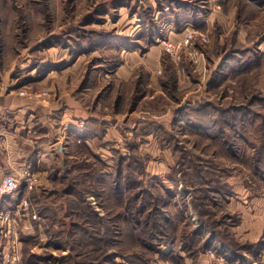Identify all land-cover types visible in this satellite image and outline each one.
<instances>
[{
	"label": "rangeland",
	"instance_id": "obj_1",
	"mask_svg": "<svg viewBox=\"0 0 264 264\" xmlns=\"http://www.w3.org/2000/svg\"><path fill=\"white\" fill-rule=\"evenodd\" d=\"M184 1L204 11L196 25L186 23L177 30L164 0H160L164 7L161 12L155 0H0V80L6 91L30 85V89L19 91L20 96L36 95L42 103L56 106L49 126L52 146L45 149L41 164L34 169L39 181L26 196V212L20 211L12 228L18 241V264H22L26 251L52 255L39 264H70L58 259L70 250L48 245L50 234L75 220L69 214V204L78 203V192L100 215H112L105 185H97L91 176L112 172L118 156L139 155L149 186L161 185L160 176L175 166L176 154L193 156L217 171L232 190L235 179L249 181L248 185L256 181L249 166L254 149L245 135L238 133L247 116L242 118L243 112L233 110L245 107L264 115V1ZM148 14H153L159 26L155 43L140 36L146 29L143 18ZM90 18L96 21L90 23ZM189 30L203 33L207 41L196 35L193 45L178 54L164 50L162 41L175 43ZM95 32L109 33L117 40L95 46ZM175 33L179 37L174 38ZM121 37L129 39L118 40ZM75 57L78 80L73 85L60 86L58 82L63 78L58 70L52 77L54 86L34 84L38 75ZM227 57L234 59L227 64ZM123 70L126 82L116 75L122 76ZM66 91L78 102V128L71 131L63 129V109H70L72 114L75 111L66 102ZM192 106L205 108L206 116L203 109L191 111ZM215 109L228 111L225 122H217ZM187 114L193 121L211 120L216 124L212 128L219 129L199 133L188 124ZM73 117H68V122ZM89 124L95 135L85 138L83 144L78 133ZM100 125L101 137L97 135L102 130ZM56 145L63 147L62 153ZM38 148L36 144V152ZM259 182L262 184L261 179ZM164 184L158 193L169 191L174 194L172 198L164 195L170 205L180 204L184 182L176 183L171 177ZM20 187L25 189V184ZM70 188L75 194L64 195ZM220 200L223 207L215 210L223 214L227 210ZM230 221L227 219L226 225ZM4 233L5 227H0V234ZM115 262L128 263L120 257Z\"/></svg>",
	"mask_w": 264,
	"mask_h": 264
},
{
	"label": "trees",
	"instance_id": "obj_2",
	"mask_svg": "<svg viewBox=\"0 0 264 264\" xmlns=\"http://www.w3.org/2000/svg\"><path fill=\"white\" fill-rule=\"evenodd\" d=\"M155 1L156 8L160 12L164 7L169 9L168 13L172 15V23L177 30L186 23L196 25L199 15L204 11L202 7L184 0H164L167 5L163 8L160 0ZM251 1L260 4L264 0ZM143 20L146 29L140 36L147 37L148 43H155L160 35L157 20L154 19L153 14H148ZM89 21L91 23L96 20L90 18ZM95 34L98 39L95 46L117 40L109 33L95 32ZM233 34L235 35L236 32ZM124 39L129 38H118L121 41ZM89 48L90 46L84 49ZM233 59L227 57L226 63ZM189 109L195 113L203 109V114L205 116L207 114L205 108L201 106H192ZM236 110L244 113L241 114L242 118L244 115L247 116V120H243L244 123L240 125L241 130L238 128V133L245 135L254 149L253 156H249L253 160V167L252 164L249 165L251 171L253 174L263 175L264 115L251 109L247 110L245 107L233 111ZM227 113L228 111L215 109L217 122H221V119L225 122ZM188 116L189 114L187 118ZM188 119H190L188 124L199 133H210L211 130L219 129L212 128L215 123L208 119L207 122ZM93 124L100 123L93 122ZM92 125H86L79 130L78 140H83V144L85 138L95 133ZM247 127V131H244ZM99 129H102L101 125ZM102 131L103 129L99 130L97 135L101 137ZM171 149L175 155L172 146ZM60 169L67 174V170L63 167ZM146 174L142 158L131 153L116 157L112 172L91 176L94 177L97 185L106 187L105 196L110 202L108 205L113 208L110 209L112 215L107 218L100 215L81 192L75 194L73 188L64 191V195H78V203L72 202L70 206L68 205L71 210L69 214L75 217L69 227L64 224L62 229L58 227L57 231L50 234L48 245L57 250H70L67 256H60L58 259L62 262L70 261V264H116V257L122 258L129 264H155L157 260H165L170 264H185V258L196 261L200 253L210 249L216 255L225 258L228 264H250V258L245 255L251 253L257 244L237 242L230 232V227L237 222L236 216L229 211L219 214L215 210L223 207L220 199L224 201L225 206L233 195L226 178H222L217 171L211 170L203 162L195 161L193 156L176 154L175 166L169 173L160 176V183L165 185V181H170L171 177L176 183L182 180L185 184V193L180 195V204L175 202L170 205L166 196L172 198L174 194L169 191L158 193L161 185L156 183L149 186L150 182ZM191 213L197 218V223L192 221ZM227 219L231 220L228 222L230 227L226 225ZM79 231L83 234L82 238L79 237ZM24 240L28 241L29 238ZM163 246H170L166 253L162 251ZM51 258L53 257L50 253L41 255L26 251L22 256V264H39V261Z\"/></svg>",
	"mask_w": 264,
	"mask_h": 264
},
{
	"label": "crops",
	"instance_id": "obj_3",
	"mask_svg": "<svg viewBox=\"0 0 264 264\" xmlns=\"http://www.w3.org/2000/svg\"><path fill=\"white\" fill-rule=\"evenodd\" d=\"M136 29H138V25L135 30ZM174 35V38H177L180 34L175 33ZM55 49L56 48H52V51ZM63 57L65 56L63 55ZM61 58L62 57H60V59ZM77 63L78 57H75L66 64L57 66H55V64L51 65L55 67H51L49 71H46L42 75H38L33 82L38 85L54 86V79H52V77H54L53 74L58 70L63 78V80L58 82L61 84L59 85L62 87L68 83L73 85L78 80ZM122 66L123 62L120 64L119 69H121ZM116 75L120 80L124 82L127 81L124 70L122 76ZM30 87V85L27 87L17 85L13 87L15 89H10L0 94V179H2L5 174L17 173L18 170L27 163H32L34 169H37L44 157L43 154L46 151L45 149L52 146L51 140L49 139L51 135L49 126L52 120L51 113L55 111L56 106L52 102L42 103L40 99H37L38 97H36V95L27 94V97L20 96V90H28ZM64 96L67 99V104L73 107L75 111H73L74 114H72L70 109H63L62 118H64V128H62L71 131L78 128V102L76 101L77 98H73L70 91H66ZM70 116H74L71 123L68 122V120L70 121V119H68ZM36 144H38L39 147L38 152L35 151ZM55 147L62 153L63 147L61 148L58 145ZM254 179L256 181H251L250 185L242 178L235 179L236 184L234 185L233 195L229 202L225 204V207L227 211L234 214L237 218L235 225L230 227V232L235 240L239 243L257 244V246L252 249L251 253L245 255L250 258V264H264V174H255ZM259 179H261L262 184L259 182ZM31 193L32 192L21 187L12 197L4 199L0 197V212L15 210L19 202ZM24 195L25 197H23ZM29 204L31 205V202ZM26 210L27 208L23 209V213L26 212ZM30 213L34 215V211H30ZM29 217L27 219H30ZM191 217L192 221L197 223V218L193 213H191ZM5 243V238L0 234V264H6L1 259L4 248L6 247ZM169 247L170 246H163L162 251L166 253ZM155 264L170 263L165 260H157ZM185 264H228V261L209 249L206 252L200 253L196 261L185 258Z\"/></svg>",
	"mask_w": 264,
	"mask_h": 264
},
{
	"label": "built area",
	"instance_id": "obj_4",
	"mask_svg": "<svg viewBox=\"0 0 264 264\" xmlns=\"http://www.w3.org/2000/svg\"><path fill=\"white\" fill-rule=\"evenodd\" d=\"M199 36L203 42L207 40L201 32H194L189 30L179 41L172 43L170 41H162L164 50L169 54H178L183 48L190 47L195 41V36ZM6 91V86L0 80V94ZM39 181V176L34 171L31 164L23 166L15 174H6L0 181V197H12L20 185L25 184L27 191L32 190ZM27 199H22L15 210H5L0 212V227H5L3 237L6 240V247L2 254V261L6 264H17L19 261L18 255V241L16 235L13 233L12 228L17 224L20 210L28 207ZM7 228V229H6ZM210 252V251H208Z\"/></svg>",
	"mask_w": 264,
	"mask_h": 264
}]
</instances>
